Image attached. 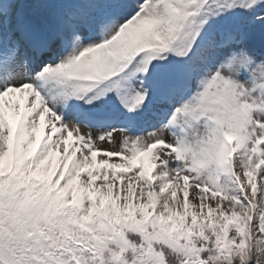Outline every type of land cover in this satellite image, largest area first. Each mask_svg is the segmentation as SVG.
I'll return each instance as SVG.
<instances>
[{"label":"snow or ice","instance_id":"6c2138e0","mask_svg":"<svg viewBox=\"0 0 264 264\" xmlns=\"http://www.w3.org/2000/svg\"><path fill=\"white\" fill-rule=\"evenodd\" d=\"M0 264H264V0H0Z\"/></svg>","mask_w":264,"mask_h":264}]
</instances>
